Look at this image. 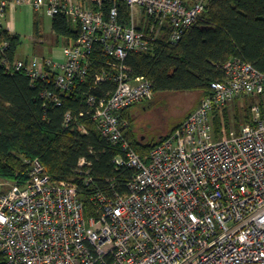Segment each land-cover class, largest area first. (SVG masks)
Instances as JSON below:
<instances>
[{
	"label": "built area",
	"instance_id": "2783aa9c",
	"mask_svg": "<svg viewBox=\"0 0 264 264\" xmlns=\"http://www.w3.org/2000/svg\"><path fill=\"white\" fill-rule=\"evenodd\" d=\"M30 5L78 27L64 38L63 61H19L32 80L53 82L61 94L83 83L93 55L109 57V98L89 96L90 116L117 149V170L133 175L125 190L111 185L89 196L91 164L81 159L77 181H54L39 159L28 161L24 183L0 191V253L7 264H264V73L241 57L223 66L224 79L211 95L148 155L126 136L123 111L154 97V84L132 77L125 67L131 52L147 53L163 34L178 44L199 22L204 0H3L0 25L10 4ZM129 20L125 21L121 6ZM57 105L60 96L45 91ZM252 97L251 122L217 143L209 141L210 115L239 97ZM73 121L71 113L65 126Z\"/></svg>",
	"mask_w": 264,
	"mask_h": 264
},
{
	"label": "trees",
	"instance_id": "16d2710c",
	"mask_svg": "<svg viewBox=\"0 0 264 264\" xmlns=\"http://www.w3.org/2000/svg\"><path fill=\"white\" fill-rule=\"evenodd\" d=\"M204 1L206 8L199 22L184 33L178 44H172L167 34H163L150 52L128 55L127 71L132 77L142 76L153 82V99L180 93H199L202 99L210 96L211 84L224 79L223 66L235 56L264 73V0ZM121 13L125 21L129 20L123 5ZM52 25L58 38L70 39L78 35V27L65 16L57 15ZM40 33V21L36 19L35 36ZM21 45L22 37L12 34L1 24L0 178L24 183L28 177L27 162L39 159L45 173L54 181H77L79 162L85 158L91 164L94 176V183L85 189L87 194L83 195L89 212L93 209L89 202L91 194L98 190L107 191L111 185L125 190L126 181L133 175L129 170H117L114 163L117 149L101 135L90 116H81L91 110L89 96L109 98L116 88L112 81L96 83L97 76L113 73L107 65L109 57L97 50L85 81L71 92L61 94L53 82H38L33 86L24 70L15 69L19 61L29 60L18 58ZM45 91L60 96L62 104L57 105L45 98ZM237 99L240 103L233 107L232 117L226 106L216 111L222 112L221 127L240 132L251 122V108L256 99L247 96ZM133 107L123 111L121 119L127 123V138L145 157L167 136L155 143L139 139L130 112ZM68 113L73 117L70 127L65 126ZM0 264H7L2 253Z\"/></svg>",
	"mask_w": 264,
	"mask_h": 264
},
{
	"label": "rangeland",
	"instance_id": "374dc122",
	"mask_svg": "<svg viewBox=\"0 0 264 264\" xmlns=\"http://www.w3.org/2000/svg\"><path fill=\"white\" fill-rule=\"evenodd\" d=\"M18 10L15 21L18 32L22 36V45L17 54L18 58H54L57 61L58 57L63 55L64 45L63 43L58 45V37L53 30L52 19L45 15L38 17L42 24L41 33L36 37L32 33L30 22L26 19L24 8ZM8 17L10 20V14ZM60 61L63 59L61 58ZM201 99L202 96L199 93L167 94L160 99L154 98L152 101L134 106L130 112L135 119L134 129L138 138L144 139L148 143H155L170 135L173 129L196 109ZM239 103L240 100L235 99L226 106L230 117H232L233 107ZM221 113L214 111L210 115L209 141L211 143L221 141L231 131L220 126ZM231 129H233L232 126ZM8 182L11 183L12 181L0 178V191H5L10 187Z\"/></svg>",
	"mask_w": 264,
	"mask_h": 264
},
{
	"label": "crops",
	"instance_id": "0c3cea01",
	"mask_svg": "<svg viewBox=\"0 0 264 264\" xmlns=\"http://www.w3.org/2000/svg\"><path fill=\"white\" fill-rule=\"evenodd\" d=\"M22 8H24L26 19H27L28 22H30L32 33L35 36V21H36V19L38 20V17L44 16L45 14L43 12H41V13L40 12L39 13L35 12L33 7L30 6V5H17V4H14V3L10 4L8 9H7V12L5 14V17L3 18L1 24L7 30H9L12 34H18V35L21 36V33L18 32V27H17V23L15 21V18H16L17 14H18V11H19L18 9H22ZM9 14H10V20L8 19L9 18L8 17ZM41 24L42 23L40 22V28H41ZM58 39H59L58 45H59V43H63V45L65 47L69 43L68 40L64 39L63 37H60ZM62 54H64V49H63ZM63 57H64V55H62L61 57H58L57 61H60V59L61 58L63 59Z\"/></svg>",
	"mask_w": 264,
	"mask_h": 264
}]
</instances>
